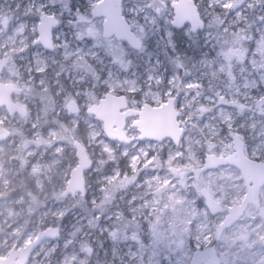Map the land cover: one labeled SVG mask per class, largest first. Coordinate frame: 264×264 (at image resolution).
Instances as JSON below:
<instances>
[{"label": "rangeland", "instance_id": "1", "mask_svg": "<svg viewBox=\"0 0 264 264\" xmlns=\"http://www.w3.org/2000/svg\"><path fill=\"white\" fill-rule=\"evenodd\" d=\"M6 2L14 4V14H8V21L12 19L10 25L0 24V52L4 58L12 48L18 49L25 45L26 30L30 29L31 25L29 20L27 24L14 27L19 21L27 20L25 16H16L15 5L22 3L21 9L25 11L29 0H0V16L5 12ZM62 2L66 3L67 0ZM76 3H81V0H76ZM84 3L87 4L88 0H84ZM246 14L251 18V12ZM214 22L221 28L228 27L226 35H222L219 43L222 47L229 46L231 53L223 56L224 63L221 67L224 74L217 72L218 78L213 83L223 87L222 82L227 77L228 86L224 91L228 103H235L234 110L238 111L241 117L247 110L256 113V122L259 124L260 114H264V98L256 99L257 81L264 80V75L258 77L257 73L264 69V38L258 41L257 46L249 43L256 35L255 27L246 35L243 23L231 25L229 20ZM80 32L90 38L83 43L73 41L71 47L58 45L57 51L62 53L64 50V53L67 52L66 56L69 55L68 58L71 59L81 55L86 57L83 59L84 65L88 69L89 77L93 78H90L91 83L87 89L84 88V92L87 90L90 95L95 96L102 93L103 90L99 88L102 85L110 89L122 87L133 93L131 100L138 98L141 101L148 97L155 103L167 94V86L165 89L161 88L165 84L163 81L157 83V79L145 78L148 69L147 53L131 58L126 50L114 54L115 39L101 37V23L97 18H93L88 26L82 27ZM253 47L258 55H250V49ZM31 49L34 51L33 61L27 68L36 67L41 60L51 64L58 58L57 53L44 50L41 46ZM148 51H153L151 44L148 45ZM21 54L25 56L24 53L18 52L14 53L13 58L5 59L7 67L5 66L4 71H13L11 76L14 78H18L20 67L15 58ZM109 56L120 61L124 70L110 72L108 66L106 67ZM103 63L106 67L104 73L101 70ZM242 66L245 69L243 78L240 71ZM213 69L214 62L210 61L207 69L198 71L211 72ZM67 74L68 70L66 76L68 83L72 85L71 76ZM57 81L61 82V79L57 78ZM178 82L183 83L182 80L174 83L175 92ZM202 84L204 91L199 97L196 92L200 88L196 87L195 92L190 90L177 96L178 119L184 126L179 144H174L169 138L160 141L138 139V129L132 125L125 129L131 138L130 141L110 139L104 133L99 119L89 114H84L83 119L77 114L72 115V163H76L73 141L79 138L87 145L93 157V165L87 170V176H90L92 182H97L96 185L88 183L84 193L75 194L79 199L88 195L92 206H100L106 202L109 206L104 211L96 209L90 219L75 211V207L71 206L73 195L63 192L69 163L63 162L62 154H54L53 149L59 150L70 142L71 138L64 128L52 126L49 129L50 138L55 136L57 143L52 146L51 156L47 159L44 143L49 136L38 132L40 121L37 123L39 125L35 142L38 144L36 150L39 153L33 161L34 167L27 175L23 171L26 155L15 149L20 144V141L14 140L21 138L18 134L19 128L12 126L9 120L5 122L0 119V127L8 124L11 132L9 138L0 142V148L9 147V154H13L18 160L16 165L13 164L12 171L15 168L19 170L18 180L12 186L7 185L9 164L3 163V151L0 154V255H4L11 246L24 244L42 229L45 223H52L55 216L65 213V219L56 223L59 227L56 236L42 241L30 254L27 264H189L193 250L201 247H213L216 250L220 257L217 264H264V258L255 261L264 255V218L261 215V204L256 207L253 203H248L243 214L218 233L219 223L227 213L228 206L239 202L245 194V182L240 168L234 163H225L208 168L197 177L194 176L192 168L201 163L206 152L224 154L232 149V140L221 141L217 138L219 134L211 132L207 125L201 127L200 123H195L200 121L201 117L206 119L207 115L211 114L197 110L198 105H208L206 97L211 95L207 78L202 80ZM183 85L186 86L184 83ZM74 87L77 92H81L82 88L77 85ZM61 89L64 88L61 86ZM41 93L43 107L50 106L55 100L52 89L41 90ZM234 93H241L235 101ZM245 95L250 96L251 100H245ZM191 101L193 104L190 106ZM46 111L52 113L51 109L42 113L45 114ZM231 118L240 124L237 132L245 140L248 154L260 158L264 156V142L254 148L252 132L243 127L242 119ZM248 119L251 120L252 117L249 116ZM79 120L82 121L84 134H81L82 128L77 127ZM33 149L31 148L30 152ZM123 162H126L128 167L120 171ZM1 166H4L5 170L1 169ZM46 176L49 180L47 189L42 184V178ZM31 177L33 179H30ZM12 187L14 188L10 190ZM17 188L21 190L14 196L12 193H15ZM202 189L210 190L220 200L223 209L211 213L205 203ZM259 196L264 205V185ZM17 200L20 202L15 204ZM99 215H102V219L96 218ZM130 220L133 224L125 227ZM93 224L102 235L101 241L92 232ZM134 227L138 228V235L135 234ZM126 230L133 234H125Z\"/></svg>", "mask_w": 264, "mask_h": 264}, {"label": "snow or ice", "instance_id": "2", "mask_svg": "<svg viewBox=\"0 0 264 264\" xmlns=\"http://www.w3.org/2000/svg\"><path fill=\"white\" fill-rule=\"evenodd\" d=\"M96 2L97 0H88L85 4L84 0H81L78 5L76 0H67L66 3L62 0H29L23 15L31 21L29 31L33 48L41 46L36 29L42 16H51L57 20L54 39L58 45L71 47L73 41L83 43L88 40L89 37L80 35V29L92 22ZM191 6L200 17L199 21L188 22L184 19L177 11V0H124L122 14L135 36L115 39L113 52L119 54L121 50H126L129 58L147 53L148 69L145 78L157 79V83L163 81L167 85V94L173 92V85L177 80H182L188 88H203L202 80L207 78L211 93L206 97L208 105H198L197 110L211 114L207 115L206 119L201 117V120L195 123H200L201 127L207 125L211 132L219 134L217 138L221 141H230L234 131L240 128L236 119L231 117L242 119L243 127L252 132L255 148L264 142V114H260L259 124L256 122L257 114L251 110H247L241 117L240 113L234 110L235 103L229 104L226 99L224 88L228 86L227 77L222 82L223 87L213 83L218 78L217 72L224 74L221 66L224 63L226 48L222 52L219 42L222 34L228 31L227 26L217 28L213 22L229 20L231 25L243 23L246 35L255 27L256 35L249 43L259 46L258 41L264 38V0H191ZM248 12L252 13L251 18L246 14ZM29 20L19 21L14 27L27 24ZM149 44L153 46L151 52L148 51ZM250 55H258L255 47L250 49ZM112 59L113 57L109 56V62ZM210 61L214 62L211 72L198 71L207 69ZM240 71L243 78V66ZM261 75H264V69L257 73L258 77ZM200 95L201 92L197 91L196 96ZM240 95L241 93H234L233 101ZM244 98L251 100L248 95ZM261 98H264V80L258 79L256 99ZM249 116L252 117L251 120L248 119ZM96 218L100 219L99 216Z\"/></svg>", "mask_w": 264, "mask_h": 264}, {"label": "flooded vegetation", "instance_id": "3", "mask_svg": "<svg viewBox=\"0 0 264 264\" xmlns=\"http://www.w3.org/2000/svg\"><path fill=\"white\" fill-rule=\"evenodd\" d=\"M122 1H123L122 2V5H123L124 0H122ZM79 4L80 3H78V5ZM10 5L12 6V10L9 11ZM13 5L14 4L12 2L11 3L6 2L5 12L0 16V24L1 25L8 26L11 24L12 19L10 21H8L9 20L8 14H10V12H13V10H14ZM18 5H19V11H17ZM22 6H23L22 3H18L15 5V12L17 14L16 16H21V17L24 16L23 15L24 11H23V9H21ZM19 13H20V15H19ZM13 14H14V12H13ZM93 18L99 19L101 26H102V20L104 18L103 15H101V16L94 15ZM27 20H29L28 17H27ZM6 21H8V23H5ZM56 23H57V20L54 18V24L50 28L51 41H52L51 48L45 46L44 45L45 43L41 39H39L40 45L44 50L51 49V51L58 54L57 60L53 61L51 64L49 62L46 63L45 60H41L38 62L36 67H30V68L26 67L28 64L31 66V63L33 61L32 53L34 52L31 49V48H33V46H32V36H31L30 31H29V28H27L26 34H25L26 35L25 40H27L25 42V45L21 46L18 49L12 48L10 50V52H8V54H6L5 58L3 56V53L0 52V64H1L0 81H2V82H8V81L13 82V89L9 92V94H10L11 101L14 102L15 104H17L16 107H14L12 110H10L7 107L6 103H1L0 104V119H4L5 122H7V120H9V122L11 123L12 126L19 128L18 134H20L21 138L18 137V138H15L14 140L20 141V144L18 147L16 146V143L13 142V144L16 146L15 149L17 151H21V152H23V154L26 155L25 166H24L25 168L23 171H25L27 175H28V172H30L31 168L34 167L33 161L36 158V155H38V153H39L36 150L38 144L35 142V133H36L37 127L39 125L37 123L40 121L38 132L40 134H42L43 136H46V135L49 136V138L47 137L48 139H46L47 140L46 142L44 140V142H45L44 144H45V147L47 149V152L45 153L47 159H49L50 158L49 156H51L52 146H55V144L57 143V139L55 136L53 138H50L51 135L49 134V129L52 126H58L59 128L63 127L64 131L71 138L70 142L68 144L66 143L64 145V147L60 148L59 150L54 148L53 153L54 154H59V153L62 154L63 162L69 163L68 173L65 177V181H66L67 178L69 177V174L71 173V170L73 167V163H72L73 162L72 133H71V129H72L71 128V118H72L73 114L79 115L81 117V119H83L84 114H89L90 116H93L94 118L99 119V118H97L96 114L91 113L88 110V108L91 107L93 104L99 102V100L102 97H105L106 96L105 94L107 92H111L112 93V101H114L115 103H118V104L125 103L124 106L119 107V110H117V114L114 115V118L116 120H119V118L123 115V116H125L124 119L126 122V125L124 127L125 129H127L130 125L135 126L137 128V125L133 124L132 122L135 120V118L139 117L138 113H135V114L129 113V114L125 115V113H124L125 111H127V110L128 111L129 110L130 111L138 110L143 105H145L146 103H151L153 105H159L163 101H167V98L169 96L175 97L174 105L178 109V107L176 105L177 96H179L180 94H182L184 92L186 93L190 90L195 92L196 88L195 87L188 88V87L184 86L183 83L178 82L177 86H176V92L173 90V92L171 94H165L164 97L161 98L158 103H155L153 101V99H150L148 97L141 100V101L138 98H135L136 99L135 101L131 100V94H133V93L129 89L122 88V87H116V88L110 89V88L102 85L101 87H99L101 90H103L102 93L96 94L95 95L96 97L93 95H90L87 92V90H86V92H84V88L87 89L88 85L91 83L90 78H93L92 76L89 77L88 69H87L86 65H84L83 59L86 57H82V55H81V57H79V58H75V56H74V58L71 59V58H68L69 55L66 56L67 52L64 53V50L62 53L60 51H57L58 44L55 42V39H54V36H55L54 29H55ZM36 31L39 33L38 29H36ZM80 35L83 36L81 32H80ZM40 36L41 35L39 33V37ZM86 37H89V36L86 35ZM101 37L107 38V39H117L114 35L104 36L102 33H101ZM18 52L24 53L25 54L24 57H26V58H24L22 54L20 57L15 58L16 62L19 63L20 67H19V71H18L19 74L17 75L18 78H16V77L14 78L13 76H11L14 74L13 71H11V70H8L6 72L4 71L5 66L7 67V65L5 63V59L9 60V59L13 58L14 53H18ZM71 55H73V54H71ZM70 57H72V56H70ZM49 61L51 62L52 60H49ZM119 62L120 61H117L116 58H113L112 61L109 62V58H108V60L106 62V67L108 66V70L112 73H116L117 71H122L124 69L120 65L121 62L120 63ZM128 63H129V61H128ZM106 67H105V63H103V66L101 67V70L103 71V73H104ZM41 69H44V70L41 71ZM67 70H68L67 75L71 76L72 85L68 83V78L66 76ZM42 73H43V77H42V79H40V77L42 76L41 75ZM57 78L61 79V82H58ZM74 85H77V87L82 88L81 92H77L75 90L76 88L74 87ZM61 86L64 89H61ZM166 86H167L166 84H163V86L161 88L165 89ZM50 88L52 89V91L55 94V100L52 104H50V106H47L44 108L42 105L41 90L50 89ZM199 91L202 93V91H204V89H199ZM6 93H7V90L3 88L2 93H1L2 97H4L6 95ZM192 104H193V101H191L189 103L190 106ZM46 109H51L52 113L46 111L45 114H43L42 111H44ZM38 112L40 113L39 116L37 115ZM178 116H179V109H178L177 117ZM99 120L102 122L101 119H99ZM79 122H82V121L79 120L78 123ZM183 132H184V130H183ZM183 132H182V134H183ZM138 134H139V130H138ZM182 134L180 136V139L182 137ZM10 135H11V132L9 131L8 124L2 125L0 127V142L6 138H9ZM127 136L129 138L128 141H130L131 138L129 137L128 134H127ZM166 138H168V137H166ZM138 139H141V138L138 137ZM143 139H146V138H143ZM149 139H151V138H149ZM158 141H160V140H158ZM179 142H180V140H179ZM179 142H178V144H179ZM245 143L246 142L244 140V145H245ZM174 144H176V143H174ZM33 147H34V149H33ZM31 148L33 149L32 152H30ZM244 150L248 154V152L245 149V146H244ZM9 152H10V150H9L8 146L4 147L3 149L0 148V154L2 153L3 163L7 164V165L9 164V171L7 172V176L9 177V181H8L7 185L12 186L15 183V181L18 180L19 170L15 168V170L12 171L13 164L16 165L18 160L13 154L10 155ZM209 152H212V151H209ZM206 153H208V152H206ZM206 153L204 154L201 163L199 165H197L196 167L192 168L193 173H194V169H196L197 167H199L200 165L203 164L204 157H205ZM226 153H224V154H226ZM248 155H250V154H248ZM254 157H256V156H254ZM258 158H260V157H258ZM261 159L264 160V156H262ZM43 160L44 159H42V161ZM226 163H231V162H226ZM220 164H225V163H220ZM220 164H218V165H220ZM212 167H215V166H212ZM209 168H211V167H209ZM1 169L5 170V167L1 166ZM206 169H208V168H206ZM206 169H204V170H206ZM204 170H202V171H204ZM202 171H200V173ZM200 173L198 175H200ZM3 175H5V174H3ZM30 179H33V178L31 177ZM243 179H244V177H243ZM244 182H245V179H244ZM42 184H44L45 189H47L49 187V180H48L47 176L42 178ZM263 185L264 184H262L260 186V189ZM13 188L14 187L10 188V190H12ZM260 189H259V192H260ZM20 190H21L20 188H17V190H15V193H12V194H14V196H15L16 194H18V191H20ZM245 190H246V188H245ZM19 202H20V200H17V201H15V204H17ZM260 204H261V206H263L261 198H260ZM246 208H247V206L245 207V209ZM64 219H65V213L62 216V220H64ZM55 220L56 219H54V221ZM54 221H52L51 224L55 225L59 229V227L57 226V224ZM10 223H12V221ZM47 224L48 223H45L43 226H46ZM218 233H220V231Z\"/></svg>", "mask_w": 264, "mask_h": 264}, {"label": "water", "instance_id": "4", "mask_svg": "<svg viewBox=\"0 0 264 264\" xmlns=\"http://www.w3.org/2000/svg\"><path fill=\"white\" fill-rule=\"evenodd\" d=\"M122 2V0H97L93 11L94 15L104 16L101 26V33L104 36L114 35L117 39H128L135 36L131 31L129 22L122 14ZM177 11L189 22L199 21L200 19L191 6V0H177ZM53 24V17L42 16L37 27L41 35L39 39L45 43V46L50 48L52 46L50 28ZM3 88L7 90L4 97L1 95ZM12 89L13 82L0 81V104L6 103L10 110L17 106L10 99L9 92ZM105 95L88 110L102 120L103 130L108 138L127 142L129 138L124 128L126 125L125 116L122 115L119 120L114 118L119 107L124 106L125 103L118 104L112 101L111 92H107ZM174 99V96H169L167 101H163L159 105L146 103L138 110L124 112L125 115L138 113L139 117L135 118L132 123L137 125L139 138L162 140L168 137L178 144L184 126L177 117L178 109L174 105ZM73 142L76 163L73 165L63 188V192L69 195L86 191L88 186L87 170L93 165V157L89 153L87 145L79 138H75ZM244 146V139L239 132L234 131L231 151L226 154L208 152L204 157L203 164L194 169V176L197 177L200 171L206 168L231 162L240 168L245 179V195L239 202H233L228 206L227 213L219 223L218 232L242 214L248 203H253L256 207L260 206L259 189L264 184V160L248 155L244 150ZM202 194L211 213L223 209L222 203L208 189H202ZM261 214L264 217V205L261 206ZM57 233L58 228L48 223L37 231L32 238L26 240L24 244L9 247L4 255H0V264H27L30 254L38 244L47 238L56 236ZM219 260L220 257L213 247H201L193 250L189 264H217Z\"/></svg>", "mask_w": 264, "mask_h": 264}, {"label": "trees", "instance_id": "5", "mask_svg": "<svg viewBox=\"0 0 264 264\" xmlns=\"http://www.w3.org/2000/svg\"><path fill=\"white\" fill-rule=\"evenodd\" d=\"M214 24H215V22H213ZM216 25V27L217 28H221V26H219V25H217V24H215ZM223 36H225L226 35V33H223L222 34ZM225 48H226V55H228L229 53H231V48L229 47V46H225V47H222V50H225ZM197 88V87H196ZM200 89H204V86H203V88H200ZM78 124V128H82V130H81V134H84V130H83V124H82V122H79V123H77ZM127 164H126V162H123V163H121V166H120V171H122L123 169H127ZM87 182L88 183H91L92 182V180H91V178H90V176H87ZM93 183V185H96L97 184V182H92ZM80 203V204H79ZM96 203H98V201L96 202ZM108 202H106V203H104L103 205H98V206H95V205H91V202L89 201V199H88V195H86L84 198H78L77 196H76V194H74L73 195V201L71 202V206L72 207H75V211H78V212H80V213H82L83 214V216L85 217V218H92V216L94 215L93 214V212L96 210V209H99L100 211H104V210H106L107 208H109V206H108V204H107ZM64 214V213H63ZM63 214H59L58 216H55V223H57L58 222V220L60 221V220H62V216H63ZM99 217H100V219H102V215H99ZM131 224H133V222L130 220V221H128V223H126L125 224V227H127V225H131ZM134 231H135V234L136 233H139L138 232V228L137 227H134ZM92 232H94L95 233V235H96V237H97V239L99 240V241H101L102 240V235L100 234V233H98V231H97V227L95 226V224H93L92 225ZM133 234V232H128V230H126L125 231V234ZM136 235H138V234H136ZM92 264V263H91Z\"/></svg>", "mask_w": 264, "mask_h": 264}, {"label": "bare ground", "instance_id": "6", "mask_svg": "<svg viewBox=\"0 0 264 264\" xmlns=\"http://www.w3.org/2000/svg\"><path fill=\"white\" fill-rule=\"evenodd\" d=\"M255 252H257V250H256ZM263 258H264V255L262 256V258L257 259V260H255V261H256V262H257V261H260V260H262Z\"/></svg>", "mask_w": 264, "mask_h": 264}]
</instances>
